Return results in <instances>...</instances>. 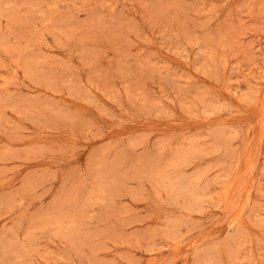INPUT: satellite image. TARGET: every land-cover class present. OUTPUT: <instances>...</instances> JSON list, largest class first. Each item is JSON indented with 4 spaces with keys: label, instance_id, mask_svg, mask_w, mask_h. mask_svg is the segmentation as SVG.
Returning <instances> with one entry per match:
<instances>
[{
    "label": "rangeland",
    "instance_id": "374dc122",
    "mask_svg": "<svg viewBox=\"0 0 264 264\" xmlns=\"http://www.w3.org/2000/svg\"><path fill=\"white\" fill-rule=\"evenodd\" d=\"M0 264H264V0H0Z\"/></svg>",
    "mask_w": 264,
    "mask_h": 264
}]
</instances>
